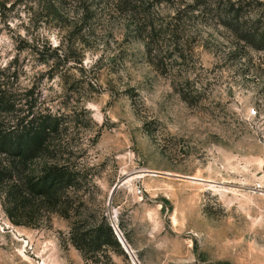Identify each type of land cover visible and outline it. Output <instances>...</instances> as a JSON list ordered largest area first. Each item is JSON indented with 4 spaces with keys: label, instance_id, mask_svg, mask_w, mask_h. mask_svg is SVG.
<instances>
[{
    "label": "rangeland",
    "instance_id": "rangeland-1",
    "mask_svg": "<svg viewBox=\"0 0 264 264\" xmlns=\"http://www.w3.org/2000/svg\"><path fill=\"white\" fill-rule=\"evenodd\" d=\"M0 71L60 119L30 167L81 173L69 219L0 199V264H264V0H0ZM102 218L127 249L93 263Z\"/></svg>",
    "mask_w": 264,
    "mask_h": 264
},
{
    "label": "trees",
    "instance_id": "trees-1",
    "mask_svg": "<svg viewBox=\"0 0 264 264\" xmlns=\"http://www.w3.org/2000/svg\"><path fill=\"white\" fill-rule=\"evenodd\" d=\"M2 78L0 71V199L4 211L16 225L22 224L14 220L15 215L26 211L28 204L37 209L57 207L59 215L69 219L60 197L75 186L80 170L68 161L30 167L31 162L47 153L49 144L59 135L60 119L50 111L35 112L28 99H22L26 95L9 90ZM69 237L82 258L93 263L98 262L99 251L108 253L119 248L104 218L91 227L72 224Z\"/></svg>",
    "mask_w": 264,
    "mask_h": 264
},
{
    "label": "built area",
    "instance_id": "built-area-1",
    "mask_svg": "<svg viewBox=\"0 0 264 264\" xmlns=\"http://www.w3.org/2000/svg\"><path fill=\"white\" fill-rule=\"evenodd\" d=\"M110 227H111V229H112V231L114 232V234H115V236H116V238H117V241H118V243L121 245V247L124 249V246H123V243H122V241H121V238L119 237V235H118V233H117V225H116V223H114V222H112L111 224H110ZM125 250V249H124ZM126 252V251H125ZM127 253V252H126ZM128 255H129V257H130V259H132L131 258V255L128 253ZM133 260V259H132ZM131 260V261H132Z\"/></svg>",
    "mask_w": 264,
    "mask_h": 264
},
{
    "label": "bare ground",
    "instance_id": "bare-ground-1",
    "mask_svg": "<svg viewBox=\"0 0 264 264\" xmlns=\"http://www.w3.org/2000/svg\"><path fill=\"white\" fill-rule=\"evenodd\" d=\"M141 172H142V173H140V174H138V175H135V176H132V177L127 178L126 180L123 181V184L126 183V182H128V181H130V180H133V179L136 178V177H143V176H145L146 174H150V173H152L151 171H148V170L141 171ZM195 180H197V179H195ZM122 242H123V241H122ZM123 246H125L124 242H123ZM125 248L127 249L126 246H125ZM134 263H135V262H134ZM135 264H136V263H135Z\"/></svg>",
    "mask_w": 264,
    "mask_h": 264
},
{
    "label": "water",
    "instance_id": "water-1",
    "mask_svg": "<svg viewBox=\"0 0 264 264\" xmlns=\"http://www.w3.org/2000/svg\"><path fill=\"white\" fill-rule=\"evenodd\" d=\"M122 183H123V182H118V183L115 184L114 187L111 189L110 194H109V198H108L109 203H110V201H111V199H112V196H113L115 190H116L120 185H122ZM131 260H132V259H131ZM132 262H133V260H132Z\"/></svg>",
    "mask_w": 264,
    "mask_h": 264
}]
</instances>
